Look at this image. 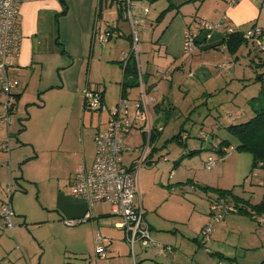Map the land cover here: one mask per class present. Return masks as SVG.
<instances>
[{
	"label": "rangeland",
	"instance_id": "obj_1",
	"mask_svg": "<svg viewBox=\"0 0 264 264\" xmlns=\"http://www.w3.org/2000/svg\"><path fill=\"white\" fill-rule=\"evenodd\" d=\"M68 2L66 6L67 9L70 7V11L60 18L61 26L57 20L55 39L50 41L44 52L36 54L34 63L22 70L12 66L8 68L9 80L17 83L15 91L21 93L19 99H14L15 110L10 115V124L3 120L6 96L0 92V212L2 204L9 201L16 211L13 215L18 216H12V224L15 226L13 219L17 224L14 232L4 227V220L0 218L4 224L0 230V264H135L124 230L116 227L115 231L109 224H102L107 219L120 221V217L112 215L111 205L103 203L97 207L96 211L111 215L92 221L97 222L92 248L94 252H86L83 255L89 256L86 258H79L64 248V239L69 241L71 230L86 223L69 227L63 225L62 220L53 226L46 222L49 217L43 209V204L54 201L59 188L63 189L64 185L66 187L70 183L73 186L75 170L82 164L83 155L90 158L92 152L96 153L95 134L105 129V117L99 123L101 114L91 110L88 103L84 108V91H104V105L108 110H115L122 101L120 83L123 67L128 61L137 68V83L143 78L147 100H166V105L155 113L152 105H148L150 124L153 120L160 124L156 128L163 135L155 151L154 158L156 160L159 155L158 159L137 171L141 189L137 190L135 200L142 208V199L143 222L152 219L156 221L157 225H154L157 229L162 227L169 236L176 234L178 238H164L166 242H161L170 246L169 252L160 242L156 243L155 237L159 235L156 231L152 234L156 240L154 245L147 249L139 244L133 246L136 263L166 264L162 259L155 260L149 256L158 248L163 251V256H172L175 247L177 254H182L181 264H264V206L261 204L258 207L261 202L264 204V170H256L255 175H249L251 155L232 152L229 148L219 160L218 152L210 150L213 143L209 140L204 143L203 151L217 159L215 168L207 170L206 165L203 167L202 159L197 154L189 157L194 164L189 165V162L186 163L189 158H184L173 167L174 160L180 155L178 152L182 154L186 150L183 144L171 137L180 127L184 129L182 136L189 132L188 142L200 138L197 132H200L201 125L207 128L205 133L216 129L215 135L218 137L214 142L226 140L234 148L237 144L235 137L219 126L239 125L247 121L254 114L253 108L264 102V80L258 79L264 74V68L258 65L264 53H260L252 42L244 39L235 52L226 46L207 51L197 47L193 55L187 56L182 49L175 58L177 61L172 52L166 51L163 35L165 41L176 36L183 24L179 18L184 20V27L197 34L200 22L208 20L214 24L221 17L225 20L224 15L230 12L228 0H103L101 13L93 11V16L97 13L100 20L96 40L90 46L89 38L77 26L74 5ZM170 3L175 7H169ZM244 4L254 7V15L257 14L255 10L264 11V6L259 9V3L251 0H240L231 9ZM227 21L223 22L222 28L225 24L236 26ZM262 21L261 14L257 28H264ZM252 25L245 23L238 26L246 30ZM108 28H114L112 39H107V34H104ZM132 29L136 30L137 35L136 51L133 50ZM99 34L105 37L102 39ZM259 40L264 45V35ZM212 41L213 37L205 44ZM223 65L229 68L222 69ZM199 67L211 71L208 81H198L194 75ZM205 73L206 70L201 75ZM133 78L128 75L129 81ZM260 90L263 91L261 101L256 100L255 105L251 106V99ZM140 92L139 83L126 88L123 96L128 117L132 121L137 119L130 133L134 138L130 142L128 140L129 150L124 153L123 164L126 167L129 165L127 158L138 161L143 152L142 145H147V113L142 111L143 117L137 118L134 109ZM207 110L209 116L205 120ZM154 147L152 144L149 149L146 146L149 151L146 156ZM229 150L231 152L227 153ZM198 153L201 154V151ZM192 169L197 174L191 182L188 179L194 172ZM201 186L207 188V193L199 191ZM221 190L231 191L233 195L250 201L247 208L255 216L230 212V208L223 203L217 205L223 210L220 222L213 219L209 199L216 201V192ZM23 218H26L24 224ZM210 225L211 229L208 230ZM206 230L208 240L201 246L197 241H202V231ZM111 232L115 233L113 243L121 245L122 242L124 247L117 248L118 253L112 250L115 251L111 254L112 258L102 259L96 254V244L104 246L107 255H110V248H107L110 246V236L106 235ZM167 232L164 234L167 235ZM97 235L102 239L99 240Z\"/></svg>",
	"mask_w": 264,
	"mask_h": 264
},
{
	"label": "built area",
	"instance_id": "obj_2",
	"mask_svg": "<svg viewBox=\"0 0 264 264\" xmlns=\"http://www.w3.org/2000/svg\"><path fill=\"white\" fill-rule=\"evenodd\" d=\"M240 0H228L229 7H233L236 2ZM256 3H263L264 0H251ZM22 0H0V92L4 93L6 98L4 100V113L5 120L10 124V115L15 108V101L13 96L14 87L17 86L16 82H12L8 78V68L11 67L10 59L19 55L21 38L18 28L20 8ZM224 17V16H223ZM227 21L221 17L217 23L204 20L199 24V32L203 31L206 41L210 42V39L217 34H222L226 39L232 34H238L242 36L245 41H250L259 47L260 50H264V45L259 40L264 35L263 28H257L256 25H252L246 30H241L239 26H229L225 24L222 28L223 22ZM133 28V24H132ZM222 28V30L220 29ZM135 29H132L134 48L137 49V35ZM197 34L192 33L190 30H185L183 41V53L187 56L193 55L197 51L199 44L197 42ZM137 56V55H136ZM222 69H228L229 66H221ZM141 92L138 100L134 102V109L136 110V117H143L142 111L147 113V120H149V104L154 100H147L146 90L144 89L142 80L140 78ZM84 97L87 98L88 107L98 113H107L108 124L107 128L103 131H99L95 134L94 142L96 145V154L93 160L92 166L89 169L76 173L72 194L76 198L85 199L91 208L100 206L103 203L111 205L112 213L120 217V221L117 222V227L123 229L126 235V241L129 244L131 255L134 259V247L139 244L140 247L147 249L149 246L154 245L149 227L143 222V210L141 205H137L135 201V194L137 193L136 179L137 174L141 166L145 165L144 157L147 154V148L145 145L142 147V155L138 161H134L132 168H126L122 164V156L127 147V141L132 139L130 134L132 129L135 128L137 123L135 120H131L128 116L126 109L127 105L125 101L119 102L115 110H108L106 106L99 100V95L94 94L88 90L84 91ZM123 108V112L121 113ZM149 123L150 132L152 126ZM149 134V133H148ZM148 147V146H147ZM5 149V145H3ZM136 151L139 152L138 149ZM260 163L258 166H261ZM206 169L210 170L215 166V161L209 157L206 162ZM14 214L11 202L2 204L0 212V218L4 220L5 226L0 222L1 228L8 227L12 232L15 226L12 224V216ZM90 215L86 214L83 218L77 220H64L63 225L72 227L75 224L85 222L89 219ZM217 221L220 222L219 218ZM211 229V225L208 230ZM208 230L202 231L201 240L206 243L208 240ZM101 240V236L97 235ZM165 246V245H164ZM170 252V246H165ZM96 254L98 257L105 258L107 256L106 249L98 243L96 244ZM208 252L209 250L206 249ZM132 259V260H133ZM135 261V260H134Z\"/></svg>",
	"mask_w": 264,
	"mask_h": 264
},
{
	"label": "crops",
	"instance_id": "obj_3",
	"mask_svg": "<svg viewBox=\"0 0 264 264\" xmlns=\"http://www.w3.org/2000/svg\"><path fill=\"white\" fill-rule=\"evenodd\" d=\"M69 1H71L73 3L75 10L77 12V22H76L77 26H79L81 28V31L83 32L84 35L87 36V39L89 38V42H88L89 45L88 46H90V43H93L96 40V36H97L96 33H98V30H99L98 20H100V17L97 16V13L96 14L94 13V16H93V11L97 10L101 13L100 8L102 7L101 5H102L103 0H69ZM66 3H69L68 0H22L21 8L19 11L20 12L19 23L17 24L18 28H19L20 35H21L20 36L21 46H20L19 55L10 59L11 60L10 63L12 64L11 65L12 67L20 68L22 70L23 68L31 66L35 61L36 54L40 55L42 52H44V49H46L48 47V44L50 43V41L55 39V35H57V33H58L57 20L59 21L58 23L61 26L62 25V23H61L62 19H60V18H63L66 15H68V13L70 11V7H69V9H67ZM245 5L246 4L241 5L237 8H235L234 10L231 9L232 7H229L230 12L228 14L224 15V16L228 17L227 22L231 21L236 26L243 25L245 23H249V24L251 23L253 25H257L258 21L260 20L261 14L263 15V19H264V11L262 13L261 11L255 10L257 12V14L254 15L255 14L254 13V7H252L250 4H248V7H246ZM259 5H260V7H259V9H260L261 6H264V2L259 3ZM179 21H181V23L184 24V20L179 18ZM179 24H180V22H179ZM183 24L180 25V29L177 31L176 36L171 37L172 39L170 38L167 41H165L164 35H163V42H166L165 43L166 44V51L172 52L171 55L174 56L175 61H177L175 58L177 57V55H179L181 53V50L183 49L182 47H183L185 30H189V28L184 27L185 25H183ZM262 24L264 25L263 21H262ZM108 29L106 31H109V32L105 31L104 34H107V37H108L107 39H112L113 34H111V32L114 28H108ZM263 30H264V28H263ZM99 35H101L102 39L105 37V36H103V34H99ZM212 42H213L212 43L213 45L216 43L219 44V45H217V47H221V46L224 47V45H220L221 44V36L219 34H217L216 38L214 37V41H212ZM41 46L43 48H41ZM210 49H213V48H210ZM205 51H207V50H205ZM93 53H94V47H93ZM92 61H93V57H92ZM204 70H206L207 73L201 75V73ZM210 74H211L210 70H208L207 68L202 69V67H199L198 70L194 73V75L197 77L198 81H201V82L208 81V79H210ZM194 75H191V77H193ZM142 81H143V78H142ZM103 93H104V91H103ZM20 94H21L20 92H16L14 89V95L18 96L17 99H19ZM164 101H166V100H162V101L161 100H154V102L151 103V105H152L151 107H152L154 113L158 110H161L163 108V106L166 105V103ZM103 104H105L104 100H103ZM167 104H169V102H167ZM171 109H173V108H171ZM14 110H15V108H14ZM14 110H13V112H14ZM13 112H11V114H13ZM100 114L102 116V120L99 123H101L103 121V116L105 117L104 119L107 122V119H108L107 113H100ZM208 116H209V113L207 110L206 117H204L205 120L207 119ZM150 119H151V117H150V113H149V120L148 121H150ZM205 120L203 122H205ZM153 121L151 122L152 123L151 126L153 128H156V126L160 125V124L154 123ZM157 123H158V121H157ZM107 124H108V122L105 124V129L107 128ZM234 124H238V123H234ZM228 126L229 125L225 124V125H221L219 127H222L226 130V128ZM205 129H207V128L206 127L203 128V125H201V127L199 126L198 131H200V132L199 133L197 132V134L200 135V138H194L195 140L193 142H188L189 137H190L189 132H187V134L186 133L183 134L186 136L183 139H180L182 142L181 141L177 142L179 144H183L184 148L188 149L189 151H197L196 156H200L199 159H202L203 167H205V162H206L207 158L208 157L212 158V156H211L212 154L210 155L209 152L203 151V149H204L203 146L205 145L204 143L209 142V140L211 142H213V144H211V146L209 147L212 152H214V149L212 147L215 148V147H217L216 145L218 144V143L214 142V141H216V139L212 137V136H214L216 138L218 137V135L217 136L215 135L217 130L215 129L214 131L211 130V132L205 133V131H204ZM183 130H184L183 127H180V130L177 131L175 134H173L171 137H174V136L178 135L179 133L182 135L181 132ZM185 132H186V130H185ZM145 133H147V132H145ZM160 133L161 134H159V137H158L159 140L156 137L153 140L152 146L154 145L155 147L152 148L153 151L150 152L149 156L147 155L146 159L148 160V162L149 161L150 162L156 161L159 157V155H158L156 160L154 158L156 155V152H155L156 148L159 147V144H160V137L163 135V132H160ZM94 134H95V132H94ZM147 135H149V134L147 133ZM209 137H212V138L209 139ZM133 138H134V136H132L131 140H133ZM212 139H214V140H212ZM131 140H129V142ZM146 142L148 143V139L146 140ZM127 145H128V143H127ZM149 147H151L150 144L148 145V149H149ZM148 149H147V153L149 152ZM184 151L185 150H183V152ZM198 151L199 152L201 151V154H199ZM124 153H123V156L121 159L122 164L124 163L123 159H125ZM178 153H180V155L177 156L178 158L176 160H178L180 158V156L183 155V153L181 154L180 151ZM95 154H94V152H92L90 158H89V156L86 157L84 154L83 160H81L82 164L79 165V167L75 170V172L79 173L83 170L89 169L92 166L93 160L95 158ZM130 158L131 157L127 158L128 159L127 161L129 162V165L127 167H126V165H124L125 163L123 164L126 168L132 167L133 162L136 161L133 158H131V159ZM191 159L190 158L186 159V163L189 162V165L194 164L191 161ZM176 160H174V162ZM216 163H217V161H216ZM251 164H252V158H251ZM148 165H149V163H148ZM215 167L216 166H214L213 168H215ZM193 171L194 172H192V176H190L191 179H188V181L192 182V180L194 179V176H196L197 172L195 170H193ZM198 171H199V169H198ZM249 172H250L249 175H251L250 170H249ZM254 173H256V171ZM135 184L137 186V190L139 189V191H140L141 184H139V181H138V174H137V179H136ZM71 185L72 184L70 183L69 186L66 185V187H65V185H64L63 189L59 188L57 191L58 195L56 194V196H54L55 197L54 201H52L50 204L48 203V205L43 204V209L46 211L45 213H47V216L49 217V220L46 222L50 225H53V226L57 222H61L62 220L63 221L64 220L65 221L66 220H77V219L83 218L86 214L90 215L89 219L87 221H85L86 225L71 230L72 235L69 237V241L64 239V243H66L64 245L66 252L74 254L79 258H86V257H89L88 255H86V257L85 256L83 257V255L86 252H87V254H88V252H89V254L91 252H94V249H92V248H93V243L95 241L94 235H95V227H96L97 222L94 223L92 221L93 220L97 221L99 218H102V217L103 218L109 217L111 214L108 215L104 211L103 212L100 211L101 212L100 213L99 211H96L98 209L97 207L90 209V207H89V205L85 199L76 198L73 196ZM192 194L195 195V193H192ZM200 195L203 196L202 192L200 193ZM237 196L239 198H243L240 195H237ZM244 200H246V199H244ZM141 204H142V208H143L142 199H141ZM142 210H144V209H142ZM13 211H14V208H13ZM15 212H14V214H15ZM51 215H54L55 218L52 219ZM112 215H114V214L112 213ZM14 216L16 218H18V216H16V215H14ZM56 219H58V221H56ZM25 221H26V218H23V224ZM88 221H90V222L88 223ZM13 223H15V227H16L17 224H16L15 219H13ZM105 223L109 224V226H111V228L116 231V229H117L116 227L118 224L116 221L111 222L110 219H107V220H104V222L102 224H105ZM145 223L147 224V226L150 229V234H151L152 238H153L152 234H154L156 231L159 232V235H157V238L155 237V239L158 242H156V240L153 238L157 244L160 242V245L163 246L164 244L161 242H163V241L166 242V240H164V238H167V240H174V239L177 240L178 239L175 236L176 234L174 236H172V235L169 236L168 232L163 230L162 227L157 229L155 226V225H157V223H156V221H154L152 219L146 220ZM56 226H57V224H56ZM173 231H176V233L178 232L177 229L176 230L174 229ZM166 232H167V235L164 234ZM111 234H112V232L110 233V235H108V234L106 235V236H110V239H109L110 240V244H109L110 246L107 247V248H110V251H111L110 255L108 253V255L102 259H107L110 257L112 258L111 254L113 252L116 251V253H118L117 248L122 249V247H124V244L122 242H121V245L118 244V242L113 243V241L115 240L113 238L115 233H113L112 235ZM197 239H196V241H197ZM112 250H115V251H112ZM107 251H109V249H107ZM165 254L166 253H164V255ZM184 256L185 255L183 254V257ZM149 257L151 259H155V260L158 258L162 259V260H164L163 262H166V264H181V262H182V259H181L182 254H177L175 247H174V253L172 254V256H169V257L163 256V251L160 248H158L155 252L153 251L152 255H150ZM134 263L137 264L136 260L134 261Z\"/></svg>",
	"mask_w": 264,
	"mask_h": 264
},
{
	"label": "trees",
	"instance_id": "obj_4",
	"mask_svg": "<svg viewBox=\"0 0 264 264\" xmlns=\"http://www.w3.org/2000/svg\"><path fill=\"white\" fill-rule=\"evenodd\" d=\"M117 1V0H114ZM129 1H135V0H129ZM143 1V0H142ZM145 1H149V2H154L156 0H145ZM158 1V0H157ZM170 1V0H169ZM175 7L173 6L171 3L169 5V7ZM241 29V28H240ZM221 36V44L220 45H224L226 46L231 52H235L237 50V46L241 43L244 42V39L242 38V36L240 35V33L238 34H232L230 36L227 37V39L222 35L219 34ZM217 37V35H215V38ZM206 37L205 34H203V31L199 32L197 35V42L199 44V48L204 51V50H208L210 48H216L217 45L219 44H212V43H206ZM247 42V41H246ZM205 44V45H204ZM254 47H258L257 45ZM259 49V47H258ZM260 50V49H259ZM260 53H264V50H260ZM131 57H133V52ZM131 57L130 60L132 59ZM258 65L262 68H264V57L263 59L258 63ZM136 66H132L130 64V61L127 62V64L123 67V79L122 82L120 83L122 88H121V93H122V97L125 95L126 93V88L130 89V87L132 86H136L139 83L138 82V72L136 71ZM128 75H132L134 78L132 81H129L128 79ZM258 79H260V81L264 80V74H262V76L258 77ZM94 94H98L99 95V100L101 102H103V92H98V90H94L91 91ZM262 90H260L259 94L255 97L252 98V104L251 106L255 105L253 104L254 102H256V100H258L259 102L261 101V94H262ZM264 94V93H263ZM13 96L16 99L18 96L14 95V91H13ZM259 96V97H258ZM84 100V108H86L87 106V98L82 97ZM264 101V98H263ZM258 102V103H259ZM251 103V102H250ZM253 112L254 114L252 115V117L250 119H248L245 122L239 123L238 124H231L229 125L226 130L229 131L230 134H232L235 139H236V146H234V148L230 145L231 143L226 141V140H222L219 142H217L218 144L216 145L217 147H212L214 149V152L217 151L218 155L220 156L219 159H222V157L226 154V149L231 148L230 150L236 151V152H246L248 154L251 155L252 158V164H251V175H255V171L256 170H264V102L261 104H258V106L256 108H253ZM160 129L157 130V128H151L149 135H147L146 139H148V145L153 144V140L156 137L158 139L159 134L160 133ZM154 136V137H153ZM185 137V135H181L180 133L176 136L173 137V139L175 141H179V139H183ZM213 138H215L213 136ZM214 140V139H212ZM213 143V142H212ZM146 143L142 146H145ZM147 145V146H148ZM96 146V145H95ZM233 148V149H232ZM228 151L227 153H230L231 151ZM187 151V153H186ZM199 152V151H198ZM197 154V151H189L188 149L185 150V152L183 153L182 156H180V158L178 160H176L174 162V166L179 165L183 160H185L184 158H189L193 155ZM146 157H144V163L145 165H149L153 162H148V160L146 159ZM138 159V158H137ZM208 159V158H207ZM213 159V158H212ZM214 160V159H213ZM215 164H216V160ZM207 162V160H206ZM205 162V164H206ZM260 163H263L261 166H258ZM134 164V162H133ZM132 164V166H133ZM132 168V167H130ZM129 168V169H130ZM250 175V176H251ZM199 191H202L203 194L207 193V188L206 187H199ZM218 198H216L215 200L209 199L210 202V210H211V215L214 216L213 219H217L220 217H222L221 213H222V208H220L219 206H217L218 204H222L225 203L226 207L229 209L230 208V212L231 211H235V212H239V213H244V214H249L250 216H255V214L252 213V211H250L247 207L250 206V201L248 200H243L242 198L237 197L236 195H233L231 193V191H219L216 192ZM262 204V206H264L263 202H261L258 207H260V205ZM12 205V204H11ZM221 205V206H222ZM198 242L203 245L204 241H199ZM136 259V254H134V259Z\"/></svg>",
	"mask_w": 264,
	"mask_h": 264
}]
</instances>
